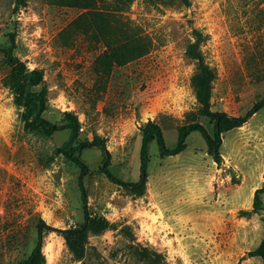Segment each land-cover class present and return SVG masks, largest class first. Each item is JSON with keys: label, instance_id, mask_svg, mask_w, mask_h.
<instances>
[{"label": "rangeland", "instance_id": "rangeland-1", "mask_svg": "<svg viewBox=\"0 0 264 264\" xmlns=\"http://www.w3.org/2000/svg\"><path fill=\"white\" fill-rule=\"evenodd\" d=\"M187 1L0 0V47L41 71L27 89L44 90L43 116L62 125L72 113L88 143L74 151L83 171L59 150L69 128L26 124L38 104L15 92L0 51V264L23 263L39 218L58 229L84 225L79 236L46 231L45 264H264V191L253 211L264 182V106L240 124L220 122L218 159L199 131L171 155L150 140L146 180L130 185L147 122L168 148L191 122L214 137L188 44L215 73L210 110L243 116L264 97V0ZM105 151L113 180L101 170Z\"/></svg>", "mask_w": 264, "mask_h": 264}, {"label": "trees", "instance_id": "trees-1", "mask_svg": "<svg viewBox=\"0 0 264 264\" xmlns=\"http://www.w3.org/2000/svg\"><path fill=\"white\" fill-rule=\"evenodd\" d=\"M183 2H188L187 0H182ZM195 38L201 35L200 31L194 30ZM0 51L4 52L6 55L7 63L11 66V74L16 80L14 90L20 96L28 98L32 101H35L38 104L36 111L33 113L32 117H26V124L33 129L36 128H45L46 130L54 131L60 128H69L71 131V136L69 140L59 149L66 157L74 160L81 166V169L84 171L86 166L76 157L74 151L82 146L88 144L86 141H81L79 123L77 118L70 112H66L67 122L62 125H58L54 122H51L43 116V111L46 108V96L44 90L39 91L28 90L29 86L38 85L42 80V73L39 69L33 68L29 69L26 65L18 59L17 56L12 54L11 47H0ZM187 56L192 59H195L198 62L197 68L198 72L191 77V83L194 89L196 101L201 107V111L204 115L210 116L215 121V131L214 137L206 131V129L198 122H191L182 125L179 128L178 138L175 145L171 148L166 147L163 139V135L159 125L154 122H147L142 129V139L140 146V164H139V179L137 182L130 183L134 188H137L144 184L146 180V168H147V146L148 142L152 139L156 140L159 151L163 155H171L180 152L185 147V138L192 131H199L204 138L208 150L213 153L215 159L219 158V145L221 143L219 135V125L222 120L232 121L235 124H240L246 120L253 112L258 110L260 107L264 106V97L259 101L255 102L253 106L244 114L243 116H228L224 112H215L210 110V89L211 81L215 77V73L212 68H210L203 60V57L200 51L197 49L196 43H190L187 45L185 50ZM78 141L76 146L72 145V142ZM94 145H100L104 149V141L101 139H94L90 142ZM109 160V154L105 151V156L102 161L101 170L111 179L114 177L109 172L107 165ZM82 189L83 200L85 201V193L80 183ZM264 191V182L263 186L257 188L254 193L253 201V211L258 212L261 210V196L260 194ZM36 227V241L33 247L31 248L29 254L24 258L22 264H45V256L42 251L43 238L46 231H66L71 232L75 236H79L82 233L84 225L78 228L70 229H58L51 225H48L43 219L39 218L35 225ZM257 253L264 258V236L262 241L257 248Z\"/></svg>", "mask_w": 264, "mask_h": 264}]
</instances>
